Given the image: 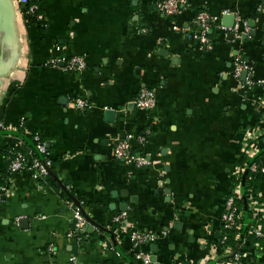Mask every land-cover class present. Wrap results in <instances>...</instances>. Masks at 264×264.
Segmentation results:
<instances>
[{
	"label": "crops",
	"instance_id": "0c3cea01",
	"mask_svg": "<svg viewBox=\"0 0 264 264\" xmlns=\"http://www.w3.org/2000/svg\"><path fill=\"white\" fill-rule=\"evenodd\" d=\"M188 1L167 16L156 0H40L39 22L18 0H0V120L15 125L24 116L26 131L44 136L58 185L30 170L8 182L0 139V264H141L138 249L156 264H221L237 250L218 252L221 218L248 159L247 133L262 126L264 86H243L233 57L241 53L252 78L264 79V0ZM199 10L222 24L223 11L240 15L250 36L240 43L214 25L213 46L202 49L188 35ZM71 56H82L86 69L66 70ZM141 88L156 92L153 109L134 105ZM80 96L93 107L77 109ZM126 138L151 165L115 156ZM257 174L264 205V173ZM77 208L94 221L81 240L68 236ZM123 211L118 226L113 218ZM133 231L159 237L134 247ZM239 248L241 264H264L261 241L245 238Z\"/></svg>",
	"mask_w": 264,
	"mask_h": 264
},
{
	"label": "built area",
	"instance_id": "2783aa9c",
	"mask_svg": "<svg viewBox=\"0 0 264 264\" xmlns=\"http://www.w3.org/2000/svg\"><path fill=\"white\" fill-rule=\"evenodd\" d=\"M20 7L22 8V14L29 18V16L35 17L39 22L44 21V13L42 11V6L40 0H18ZM156 9L167 16H177L183 12L186 7L189 6L188 0H156ZM223 15L232 14V11L225 10ZM235 21L231 26L224 25L221 23L220 15H212L206 10H199L194 17V31L188 33L189 36L199 39L202 45V49H211L213 46L211 39V31L213 26H218L225 33H231L234 40L240 43L250 36L251 26L249 22L238 14H234ZM174 29H179L177 25ZM61 62V59L54 58L51 60L53 65H57ZM87 63L82 56H71L65 62V69L75 72H82L86 69ZM252 65L245 59L241 53L237 52L233 57V76L241 81L244 72L247 73L245 80H243V86H264V79L254 80L252 78ZM134 105L143 110H151L156 105V92L150 88H141L133 100ZM261 105L264 107V95L260 99ZM74 105L80 110H89L93 107L92 102L85 97H76L74 99ZM262 126L252 128L247 133V154L248 159L246 165L240 168L235 179L243 177V174L247 167L256 173H264V160L261 163L252 161L257 154L254 153L253 148L256 142H263L264 144V114L262 116ZM26 118L22 116L17 124L8 125L4 121L0 120V139L3 141H8L10 139H17L16 141H22V148H16L14 146L8 147L6 159L9 163L8 165V182H12V177L15 173L21 172L23 170L33 171L34 177L40 181L47 182L48 178L51 176V171L53 170L54 160L51 156L49 150V143L39 132H29L25 129ZM30 135V140L32 143H26L27 136ZM141 140L145 139V136L140 137ZM115 156L123 160L126 163L133 164L137 167H147L151 165V161L142 154L136 153L132 149L131 142L129 138L121 139L115 145ZM10 189V187H8ZM8 189V190H9ZM11 191V190H10ZM9 191V192H10ZM243 197L242 182L236 185V187L228 195L224 212L222 213V243H225L229 239L228 230L229 229H240L244 225L243 213L239 211L237 200ZM251 206L255 212L259 213L257 222L253 224L250 233L256 237L262 238L264 241V205L260 203L259 200H251ZM126 212H120L116 214L113 218L114 223L118 226H122L125 220ZM75 227L72 231L68 233L69 237L77 238L81 240L84 233L87 231L88 220L80 210L77 208L74 210L73 214ZM158 235L154 233L144 232V231H133L130 238L133 242L134 247H138L145 243H150L158 239ZM50 252H54V246L50 245L48 247ZM136 259L141 264H156L153 260V255L151 252L146 250L138 249L136 252ZM72 261L75 262V256L72 257ZM242 253L234 251L230 258L221 264H241ZM48 264H54L49 262Z\"/></svg>",
	"mask_w": 264,
	"mask_h": 264
},
{
	"label": "trees",
	"instance_id": "16d2710c",
	"mask_svg": "<svg viewBox=\"0 0 264 264\" xmlns=\"http://www.w3.org/2000/svg\"><path fill=\"white\" fill-rule=\"evenodd\" d=\"M29 18L33 21H36L35 17L29 16ZM30 138L31 136L28 135L26 138V141H27L26 143H30V144L32 143ZM16 140L17 139H10L7 142L3 141L4 146H5L4 147L5 157L8 152L7 151L8 147L14 146L16 148H22L21 147L23 145L22 141H16ZM263 160H264V150L259 152L254 158H252V161L250 162L256 161L257 163H261ZM48 181H50V183L53 184L54 186L56 187L58 186L52 176L48 178ZM239 182L240 183L242 182V177L233 180V183L231 184V191L236 187L237 184H239ZM258 190H259L258 174L252 171L249 167L248 175H247L246 182H245L246 203L244 202V197H241L240 199L237 200L239 211L243 213L244 225L240 229L233 228L227 231L229 234V239L225 243L221 242V244L219 245L218 252L220 254H223L224 248L227 246H230L233 249H238V251H240L239 244L245 238H249L250 240L253 241V243L255 241H261V243H263V246H264V241L262 238L256 237L255 235L251 233L249 234V231L251 230L253 224L257 222V219L259 217V213L255 212V210L251 206V200L252 201L259 200ZM247 214H248V219L253 220L252 222H249V221L247 222V220L245 221ZM220 241L222 240L220 239Z\"/></svg>",
	"mask_w": 264,
	"mask_h": 264
},
{
	"label": "water",
	"instance_id": "95a60500",
	"mask_svg": "<svg viewBox=\"0 0 264 264\" xmlns=\"http://www.w3.org/2000/svg\"><path fill=\"white\" fill-rule=\"evenodd\" d=\"M234 20H235V16L234 15H225L223 17V23L226 24V25H233L234 24ZM233 35L230 34V37H232ZM246 72L243 73L242 75V78H245L246 76ZM114 113V111H109L108 114L109 115H112ZM248 170H249V167L246 168L244 174H243V177H242V191H243V197H244V202L246 203V196H245V182H246V178H247V175H248ZM51 175H53V170L51 171ZM64 189H66V187L64 186ZM69 193V192H68ZM72 197V195H70ZM74 198V197H73ZM78 202V201H77ZM126 205V204H125ZM122 210H125L127 208V206H121ZM246 218L248 220V214L246 215ZM87 220L90 221V222H94L93 219H90L87 217ZM110 235L112 236V238L114 239V236H113V233L110 232ZM153 260H155V257L153 256Z\"/></svg>",
	"mask_w": 264,
	"mask_h": 264
}]
</instances>
